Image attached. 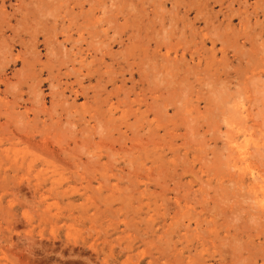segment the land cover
Here are the masks:
<instances>
[{
	"label": "rangeland",
	"instance_id": "1",
	"mask_svg": "<svg viewBox=\"0 0 264 264\" xmlns=\"http://www.w3.org/2000/svg\"><path fill=\"white\" fill-rule=\"evenodd\" d=\"M0 264H264V0H0Z\"/></svg>",
	"mask_w": 264,
	"mask_h": 264
},
{
	"label": "bare ground",
	"instance_id": "2",
	"mask_svg": "<svg viewBox=\"0 0 264 264\" xmlns=\"http://www.w3.org/2000/svg\"><path fill=\"white\" fill-rule=\"evenodd\" d=\"M210 36V35H209Z\"/></svg>",
	"mask_w": 264,
	"mask_h": 264
}]
</instances>
